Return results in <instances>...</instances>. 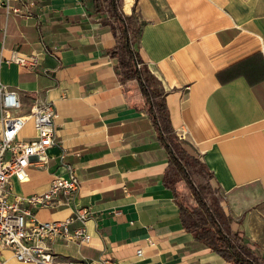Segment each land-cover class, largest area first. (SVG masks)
Wrapping results in <instances>:
<instances>
[{
    "label": "crops",
    "instance_id": "1",
    "mask_svg": "<svg viewBox=\"0 0 264 264\" xmlns=\"http://www.w3.org/2000/svg\"><path fill=\"white\" fill-rule=\"evenodd\" d=\"M2 1L0 83L23 110L46 92L58 113L47 167H27L25 183L12 177V193H44L68 165L80 180L76 204L97 217L86 224L87 246L50 243L59 261L229 264L181 225L163 184L168 155L137 82L119 81L109 56L118 33L103 24L106 15L92 0H21L33 3L30 15L6 16ZM120 9L134 18V48L165 94L175 135L185 133L184 149L203 167L195 184L216 190L231 230L264 262V0H121ZM12 51L37 54L38 68L6 64ZM33 136L28 122L21 137ZM34 214L50 222L71 209ZM2 257L17 264L7 251Z\"/></svg>",
    "mask_w": 264,
    "mask_h": 264
},
{
    "label": "built area",
    "instance_id": "2",
    "mask_svg": "<svg viewBox=\"0 0 264 264\" xmlns=\"http://www.w3.org/2000/svg\"><path fill=\"white\" fill-rule=\"evenodd\" d=\"M17 1L19 8H13L10 0L1 2L5 15L28 17L33 3ZM5 63L27 71H35L39 66L37 54L24 56L16 51L11 52ZM57 118L56 107L47 99L46 92L25 111L16 91L0 83V264L4 261L3 251L9 252L17 264H63L50 243L58 239L82 247L91 241L86 224L97 217L89 207L76 204L80 180L71 166L65 165L63 174L55 176L44 193L29 196L12 193V177L18 183H25L28 180L27 167H47V151L59 143L56 138ZM28 122L32 123L34 136L25 140L21 132ZM176 137L183 142L186 135L180 132ZM33 158L36 160L32 161ZM62 207L71 209V215L63 220L39 222L35 218V210ZM141 255V250H137L136 256ZM67 264L118 263L100 257L87 263L70 261Z\"/></svg>",
    "mask_w": 264,
    "mask_h": 264
},
{
    "label": "trees",
    "instance_id": "3",
    "mask_svg": "<svg viewBox=\"0 0 264 264\" xmlns=\"http://www.w3.org/2000/svg\"><path fill=\"white\" fill-rule=\"evenodd\" d=\"M92 2L96 13L106 15L103 24L109 26L114 34L118 33L115 35L116 45L109 52V56L115 60L119 81L137 82L146 112L155 127L157 141L168 155L163 184L172 192L178 204L182 227L197 242L229 264H264L254 256L243 237L231 230L233 221L223 213L220 207L221 198H209L206 191L195 184L193 171L203 167L184 149V143L174 133L165 105V94L134 48L133 29L130 25L132 17L121 12V0ZM218 76L220 79V74ZM180 183L184 187L185 195L178 187Z\"/></svg>",
    "mask_w": 264,
    "mask_h": 264
},
{
    "label": "rangeland",
    "instance_id": "4",
    "mask_svg": "<svg viewBox=\"0 0 264 264\" xmlns=\"http://www.w3.org/2000/svg\"><path fill=\"white\" fill-rule=\"evenodd\" d=\"M123 13V12H122ZM134 24H135V21H134V18H132V20L130 21V25H131V29H133L134 28ZM203 169V168H202ZM202 169H199V168H195V172L196 171H202L203 173H204V171L202 170ZM205 177V180H206V182H207V184L209 185V178H208V176H207V174L204 176ZM195 182V181H194ZM178 187L180 188V190L182 191V193L185 195L186 194V192H185V190H184V187H183V185L180 183L179 185H178ZM208 188V187H207ZM206 191V190H205ZM206 193H207V195H208V197L209 198H218V199H220V197L217 195V193H216V190L214 189V188H212L211 187V190L209 189V190H207L206 191ZM186 197V196H185ZM190 205H191V202H188ZM35 218H36V216H35ZM38 218H40L39 216H38ZM37 219V218H36ZM41 219V218H40ZM38 220V219H37Z\"/></svg>",
    "mask_w": 264,
    "mask_h": 264
}]
</instances>
